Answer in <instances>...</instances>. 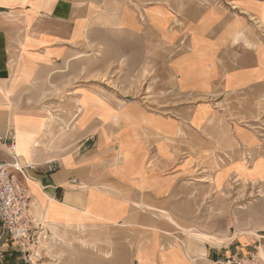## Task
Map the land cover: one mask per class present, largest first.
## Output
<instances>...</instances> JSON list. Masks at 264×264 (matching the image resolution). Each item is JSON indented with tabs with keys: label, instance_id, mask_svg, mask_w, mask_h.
Instances as JSON below:
<instances>
[{
	"label": "crops",
	"instance_id": "0c3cea01",
	"mask_svg": "<svg viewBox=\"0 0 264 264\" xmlns=\"http://www.w3.org/2000/svg\"><path fill=\"white\" fill-rule=\"evenodd\" d=\"M196 1L180 25L169 0H0V136L15 137L14 156L23 169L15 175L31 207L47 224L64 226L55 236L66 240L85 228L152 231L141 224L147 211L158 220L166 206L182 207L181 193L194 178L204 187L213 144L204 130L234 113V97L264 89V0ZM115 32L138 37L141 63L153 49V62L168 65L166 76L184 103L166 112L126 104V122H105L97 110L76 126L78 150L56 149L51 114L78 111L85 90L78 86L81 74L68 68L78 69L89 46L112 48ZM130 46L125 40L126 56ZM5 151L0 157L11 163ZM34 223L47 241L49 227ZM210 251L205 246V255ZM13 257L9 264H17Z\"/></svg>",
	"mask_w": 264,
	"mask_h": 264
},
{
	"label": "rangeland",
	"instance_id": "374dc122",
	"mask_svg": "<svg viewBox=\"0 0 264 264\" xmlns=\"http://www.w3.org/2000/svg\"><path fill=\"white\" fill-rule=\"evenodd\" d=\"M197 2L169 0L168 4L180 15V22L177 23L183 25V19ZM205 4L215 5L216 1ZM168 17L162 24L167 25ZM138 18L141 19L140 15ZM110 36L114 39L112 48L89 46L84 50L78 69L74 66L68 68L70 73L81 74L77 80L78 86L85 90L77 101L80 105L78 111L51 114L54 119L51 135L54 137L53 144L56 141L53 145L56 149L78 150L77 128L83 127L97 110L105 122L114 119L126 122L131 116L126 111V104L149 107V110L162 106L166 112V107L184 103L185 99L175 93V85L169 82L170 76H166L168 65L164 63L161 69L159 64L153 62V49H148V57L141 63L138 37L125 39L119 32ZM107 37L108 33L103 40H107ZM125 40L131 45L127 48V56L124 52ZM186 46L184 41L180 46L181 52L186 51ZM164 51H167L166 48ZM129 56L134 61L131 62ZM145 69L147 74L143 77ZM231 102L234 113L228 119L221 117L211 123L212 127L203 132V137L213 142L210 153L212 174L209 173L201 183L204 187L199 188L196 185L197 177L194 178L191 182L195 184L189 186L190 190L181 193L182 207L172 209L166 206L162 214H158V220L154 218V213L147 211L141 223L145 227L158 226L161 245L177 241L183 250H190L192 262L187 260L179 246L164 259L159 246H155L153 230L116 227L94 231L112 238L111 259L105 260L98 254L80 248L73 239L81 238L82 234L71 231L66 243H60L66 256L60 264H140L136 256L139 243L153 257L150 264H216L229 256H235L242 264H264V89L259 93L234 97ZM111 104L118 111H113ZM53 108L56 107L53 105ZM45 224L50 229L47 242L53 243L55 239L51 229L57 227L56 232H64V226ZM183 230L199 232L205 236L204 240L184 235ZM88 234L85 233V236ZM209 236L215 237L216 241L211 242ZM205 246H211L210 255H205ZM46 253L42 249V256L36 261L32 257L33 262L54 264V260ZM13 259L17 264H24L20 252H15Z\"/></svg>",
	"mask_w": 264,
	"mask_h": 264
},
{
	"label": "built area",
	"instance_id": "2783aa9c",
	"mask_svg": "<svg viewBox=\"0 0 264 264\" xmlns=\"http://www.w3.org/2000/svg\"><path fill=\"white\" fill-rule=\"evenodd\" d=\"M6 148V154L12 159L7 163L0 157V264H9L15 252H20L24 264H35L32 260L33 247L45 239L43 228L35 227L31 201L25 187L15 172L23 175L15 153V137L0 136V154ZM216 264H242L235 256H229Z\"/></svg>",
	"mask_w": 264,
	"mask_h": 264
},
{
	"label": "bare ground",
	"instance_id": "6f19581e",
	"mask_svg": "<svg viewBox=\"0 0 264 264\" xmlns=\"http://www.w3.org/2000/svg\"><path fill=\"white\" fill-rule=\"evenodd\" d=\"M53 120L54 119L50 117L49 123L52 124L53 123ZM32 213H33L32 215H34L35 222L42 223V224L46 225L45 223L47 221V217L44 215L43 212H40L38 208H36V207L34 208L32 206ZM56 229H57L56 227H54L53 229H51L52 230V234H53L54 239H55V241L53 243H51V242L48 243L47 241H41L40 242V245L37 246L34 249L33 259L35 261L37 260L38 257L40 258L42 249H44L47 252L46 254L49 255L54 260V264H60V261H62V260H63V262L65 261L64 260L65 259L64 258L65 252L62 251V247H61L60 243H64V242L66 243V240L65 239H61L60 237L55 236ZM152 230L155 233L154 234L155 239H156L155 246H159V249L163 253L164 259H165L166 255L173 250L172 249V246L174 244H177V241H171L168 245H161L160 240H159L160 239V230L157 229V228H155V227H153ZM94 231L95 230L89 231L88 229L85 228L83 231L80 232V234H82V237L80 238V243L78 244L79 247L82 248V249H84L86 252H90L91 251V252H93L95 254H98L100 257H102L105 260L111 259L112 258V255H113L112 248H109V247H106V248L98 247L95 244L97 242H99V243L105 244V245H113L112 238L108 234L105 235V234H102L100 232H94ZM88 232H89V234L87 236H85V233H88ZM183 232L185 233L184 235L187 234L188 236H193L195 238L202 239V240H204V237H205L203 234H201L199 232H189L188 230H183ZM209 239L213 243L216 241V238L213 237V236L210 237ZM73 240H75V239H73ZM89 243L90 244H94V245L93 246L92 245L91 246H88ZM70 244L72 245L71 242H70ZM75 244H77V243H75ZM139 244L140 245L137 248V254H136L137 259L139 260V263L140 264H146V263L147 264H150V261L152 260L153 257H151L149 255V252L148 251H146L143 247H141V243H139ZM178 246L183 250V248H182V246H181L180 243H179ZM183 252H184V255L187 258V260L191 261V259L189 258V256L191 255V251L190 250H187V251L186 250H183ZM85 264H87V263H85Z\"/></svg>",
	"mask_w": 264,
	"mask_h": 264
}]
</instances>
